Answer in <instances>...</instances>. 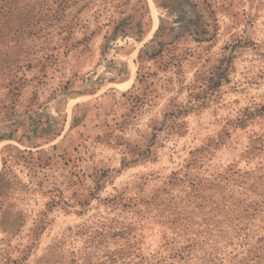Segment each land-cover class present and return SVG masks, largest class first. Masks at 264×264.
Segmentation results:
<instances>
[{
	"label": "rangeland",
	"instance_id": "1",
	"mask_svg": "<svg viewBox=\"0 0 264 264\" xmlns=\"http://www.w3.org/2000/svg\"><path fill=\"white\" fill-rule=\"evenodd\" d=\"M263 201L264 0H0V264H242Z\"/></svg>",
	"mask_w": 264,
	"mask_h": 264
},
{
	"label": "trees",
	"instance_id": "2",
	"mask_svg": "<svg viewBox=\"0 0 264 264\" xmlns=\"http://www.w3.org/2000/svg\"><path fill=\"white\" fill-rule=\"evenodd\" d=\"M222 73H224V71ZM222 75L223 74H220L218 76V79L221 78ZM260 207L261 211H264V201L262 202V206ZM247 229L248 228H242L240 229V232L237 234V236L229 238V247L235 250L241 248L243 245L248 244L251 238V230ZM216 250H218V247L216 248ZM248 253L251 255V258L248 261L242 262V264H264V237L260 238L255 247L248 250ZM223 255L224 254L222 252L218 251L215 255L212 254L210 258L205 259L204 261H208L210 264H217V262L222 260Z\"/></svg>",
	"mask_w": 264,
	"mask_h": 264
}]
</instances>
